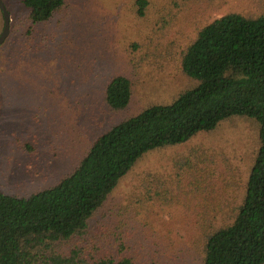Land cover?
Listing matches in <instances>:
<instances>
[{
    "label": "rangeland",
    "instance_id": "obj_1",
    "mask_svg": "<svg viewBox=\"0 0 264 264\" xmlns=\"http://www.w3.org/2000/svg\"><path fill=\"white\" fill-rule=\"evenodd\" d=\"M137 1L66 0L50 22L31 26L23 0H2L10 33L0 46L1 191L27 197L58 184L113 126L197 86L183 73L182 56L202 28L229 14L264 15V0H148L144 16ZM3 30L0 10V36ZM118 76L132 81L133 97L127 109L112 112L105 90ZM259 147L257 122L236 117L185 145L146 155L76 244L87 253L91 238L103 234L102 249L116 264H198L204 240L198 200L189 187L148 182L169 180L173 161L196 149L226 154L231 167L218 159L211 195L200 200L216 206L218 214L209 216L220 221L242 203ZM231 173L238 185L226 187L224 174ZM174 193L185 206L176 205ZM74 243L57 251L69 254Z\"/></svg>",
    "mask_w": 264,
    "mask_h": 264
},
{
    "label": "trees",
    "instance_id": "obj_2",
    "mask_svg": "<svg viewBox=\"0 0 264 264\" xmlns=\"http://www.w3.org/2000/svg\"><path fill=\"white\" fill-rule=\"evenodd\" d=\"M65 3L23 0L31 26L50 22ZM149 5L148 0H138V14L144 16ZM182 71L197 86L170 104L151 106L113 126L92 142L77 167L55 186L27 197L0 190V264H90L89 259L116 264L102 249L103 234L91 238L87 253L76 241L86 238L122 179L146 155L185 145L236 117L257 122L260 147L242 203L227 218L209 216L218 214L216 206L200 202L211 195L217 181L218 159L231 167L224 153L196 149L173 161L176 174L169 180L155 178L148 183L189 187L193 200H198L197 225L204 239L198 264H264V15L249 18L234 13L206 25L183 53ZM132 97L133 83L125 76L114 77L105 90V103L112 112L127 109ZM233 173L224 174L226 187L238 185ZM150 193L149 203L155 200ZM173 196L178 207L186 205L180 202L181 195ZM71 243L69 254H59L57 248Z\"/></svg>",
    "mask_w": 264,
    "mask_h": 264
},
{
    "label": "water",
    "instance_id": "obj_3",
    "mask_svg": "<svg viewBox=\"0 0 264 264\" xmlns=\"http://www.w3.org/2000/svg\"><path fill=\"white\" fill-rule=\"evenodd\" d=\"M0 10L4 17V30L0 36V46L6 41L10 33V14L7 11L5 4L0 0Z\"/></svg>",
    "mask_w": 264,
    "mask_h": 264
}]
</instances>
